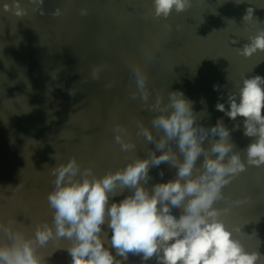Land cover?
<instances>
[{
	"label": "water",
	"instance_id": "1",
	"mask_svg": "<svg viewBox=\"0 0 264 264\" xmlns=\"http://www.w3.org/2000/svg\"><path fill=\"white\" fill-rule=\"evenodd\" d=\"M4 2L10 0H0ZM20 3L28 9L20 19L0 9V220L15 217L28 226L29 234L36 222H51L46 196L53 187L49 168L56 163L75 156L83 166L91 162L100 176L123 167L125 155L145 158L148 149L155 150L136 135L135 121L151 127L155 113L139 97L130 98L135 90L131 65L147 73L149 102L157 91L166 102L168 92L180 90L194 102L195 113L206 111L199 120L205 127L217 118L229 129L240 122L217 111L215 104L225 102L241 77H264V52L247 58L236 52L257 28H264V0H191L190 8L173 11L167 19L152 18V0H44L43 16L27 0ZM248 7L254 9L253 21L245 23ZM56 8L61 9L58 17L51 15ZM81 8L89 14L80 16ZM93 66L102 68L99 80L91 79ZM109 83L111 88H106ZM214 84L221 86L218 92ZM115 123L128 129L136 144L132 152H121L114 142ZM242 132V123L231 132L237 150L251 142ZM161 170L163 177L158 175ZM149 174L151 188L172 179L175 169L162 163ZM223 191L233 200L252 198L232 205L221 218L229 228L241 227L244 234L236 238L248 251L260 245L258 251L264 254V166H246ZM179 214L173 209V215ZM66 244L50 241L39 251L51 254L48 264H70L68 253L56 250ZM129 264L140 260L130 256Z\"/></svg>",
	"mask_w": 264,
	"mask_h": 264
},
{
	"label": "clouds",
	"instance_id": "2",
	"mask_svg": "<svg viewBox=\"0 0 264 264\" xmlns=\"http://www.w3.org/2000/svg\"><path fill=\"white\" fill-rule=\"evenodd\" d=\"M241 2L235 0L236 4ZM27 4L33 6L34 13L45 14L44 0H27ZM190 7L191 0H152L150 15L167 19L173 11L181 13ZM0 9L18 19L28 13L20 0L4 2ZM253 12L248 7L242 22H252ZM88 14L86 8L79 10L82 17ZM51 15L60 16L61 9L56 8ZM247 40L236 50L237 55L247 58L264 52V28H257ZM131 69L135 90L130 98L139 97L147 111L155 113L151 127L142 120L135 121L136 135L154 144L155 150L148 149L145 158L125 155L123 167L100 176L91 162L83 166L75 156L49 168L53 187L46 200L51 222H36L29 234L28 226L15 217L0 220V264H48L51 254L45 256L39 250L50 241L59 245L61 240L67 244L56 250H65L71 257L70 264H129L130 256L138 257L140 264H264L260 245L248 251L236 238L244 234L241 227L229 228L221 218L232 205L252 199L244 196L233 200L223 189L246 171V166H264V77H241L235 90L227 91L225 102L218 100L215 104V109L230 120L241 118L229 129L223 118H217L210 127L199 123L206 111L195 113L194 102L180 90L168 92L166 102L157 91L149 102L147 73L139 65L133 64ZM101 71L100 66H93L91 79L99 80ZM220 88L213 85V91ZM69 95L73 93L69 91ZM241 123L242 134L251 142L237 150L231 132L239 130ZM112 132L121 152L135 150L125 126L115 123ZM162 163L175 169L174 177L147 187L152 179L150 169ZM158 175L163 177L164 172ZM126 190L129 194L123 195ZM121 195L123 198L116 202L114 198ZM221 201L226 202L224 207L217 206ZM173 209L179 210L178 217Z\"/></svg>",
	"mask_w": 264,
	"mask_h": 264
}]
</instances>
